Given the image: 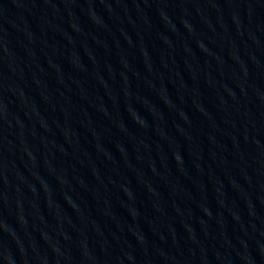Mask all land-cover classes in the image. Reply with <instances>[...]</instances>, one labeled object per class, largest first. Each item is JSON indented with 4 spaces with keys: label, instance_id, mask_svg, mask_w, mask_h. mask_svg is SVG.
<instances>
[{
    "label": "water",
    "instance_id": "water-1",
    "mask_svg": "<svg viewBox=\"0 0 264 264\" xmlns=\"http://www.w3.org/2000/svg\"><path fill=\"white\" fill-rule=\"evenodd\" d=\"M94 264H264V0H243Z\"/></svg>",
    "mask_w": 264,
    "mask_h": 264
}]
</instances>
